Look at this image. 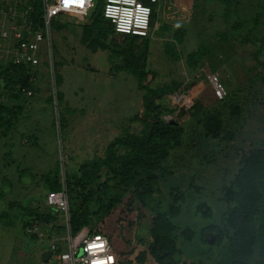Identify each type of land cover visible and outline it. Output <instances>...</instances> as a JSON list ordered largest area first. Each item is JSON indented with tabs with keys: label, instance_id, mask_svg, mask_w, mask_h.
<instances>
[{
	"label": "rangeland",
	"instance_id": "1",
	"mask_svg": "<svg viewBox=\"0 0 264 264\" xmlns=\"http://www.w3.org/2000/svg\"><path fill=\"white\" fill-rule=\"evenodd\" d=\"M33 1L35 7L39 0ZM102 2L93 0L90 10ZM149 5L148 31L131 47L128 33L112 26L88 36L91 11L53 18L48 52L29 67L26 86L0 84V106L8 109H0V264H41L38 249L49 240L38 242L29 233L35 211L49 212L46 221L38 220L42 228L66 234L44 204L55 186L67 189L70 202L76 194L99 202L101 212L84 224L108 237L116 264H158L149 236L156 212L173 226L169 253L155 252L161 264H264V171L256 178V211L248 216L255 232L249 254L230 250L237 223L226 219L240 205L234 177L241 160L264 146V0ZM9 59L0 56V69ZM201 71L222 82V101L195 76ZM163 85L172 92L153 103L173 111L156 107L157 116L179 131L166 157L156 161L155 185L141 203L138 178L122 179L116 162L106 164L107 150L121 157L128 149L111 145L115 139L150 131L145 88ZM207 114L219 117L220 135L204 132Z\"/></svg>",
	"mask_w": 264,
	"mask_h": 264
},
{
	"label": "built area",
	"instance_id": "2",
	"mask_svg": "<svg viewBox=\"0 0 264 264\" xmlns=\"http://www.w3.org/2000/svg\"><path fill=\"white\" fill-rule=\"evenodd\" d=\"M93 0H39V12L34 1L19 3L17 0H0V56H9L10 64L34 67L40 56L48 52L49 26L53 18L62 14L83 17L88 14ZM153 0H103L101 14L118 31L145 35L152 13L149 3ZM155 1V0H154ZM158 1V0H157ZM195 76L209 85L212 96L222 100L225 89L219 78L206 71ZM0 76V84L2 83ZM47 209L60 217L66 234L51 232V226L42 228L37 219H32L29 233L36 241L44 237L48 246L38 249L41 264H116L117 254L108 237L100 232H90L81 226L71 232L68 223V198L64 188L47 192L44 197ZM48 251L43 260L40 253Z\"/></svg>",
	"mask_w": 264,
	"mask_h": 264
},
{
	"label": "trees",
	"instance_id": "3",
	"mask_svg": "<svg viewBox=\"0 0 264 264\" xmlns=\"http://www.w3.org/2000/svg\"><path fill=\"white\" fill-rule=\"evenodd\" d=\"M38 6L39 4L36 2L34 7L36 12H39ZM90 16V25L88 29L85 30L88 36L90 34H93V36L102 35L105 33L107 34L111 31V24L109 21L103 18L101 9H99V3L97 4V8L91 11ZM151 18L152 17L150 16L149 24ZM87 34H82V37L85 40H87ZM138 36L139 35L128 34L127 45L129 47L133 46L134 40H136ZM145 40L146 39H144V43ZM28 71L29 67L27 66L8 63L2 69H0V76L2 77V81H4V84H18L19 86L24 87L26 86V81L28 79ZM133 71V74H137L136 77L138 80H140V78L142 79V74L140 73L141 71ZM145 89L146 92L143 98V106L146 110L152 111L154 113L151 115L153 116V121L151 129H149L150 131L148 130L149 132L145 135H127L124 138L115 139L111 145L118 144L125 146L127 147L128 151L121 157H115L111 149L108 148V160L106 162L107 165L109 164L108 161L116 162L118 164L117 173L122 177V179H132L135 177L138 178L135 179V184L136 186L142 188V191L138 193L137 197L141 203H143L145 196L149 195L148 191H152L155 185L156 175L153 173V168L156 165V161L161 159V157H163L162 159L166 157L167 148L174 144L173 140H175L174 138L177 136L179 131L177 124L165 122L157 116L158 111L156 107L161 109V111L166 112L173 111V109L166 107L163 103H159L158 105L153 103L155 98L162 99L164 96L172 92L169 86L163 85L159 89L155 90H152L148 87ZM0 109L5 111L8 110L7 107L2 106H0ZM8 114L10 115V113ZM4 119L5 116L0 110V122L3 123ZM202 128L206 134L210 136H218L220 135L221 121L215 114H207L203 118ZM229 138L230 136L227 137V139ZM91 170L93 172L94 169ZM261 171H264V146L251 150L241 160L240 166L234 177L235 183L239 188L238 194L240 205L238 207H233L226 215V219L230 226L233 227V223L235 221L237 223L235 226L237 232L236 236L229 243L230 250L237 251L242 255L249 254L255 241V232L252 226L248 223V216L252 215L256 211L254 202L259 197L256 178ZM93 176H95V173L92 175V177ZM52 190L56 191L59 190V188L55 186L52 187ZM67 198L69 215L68 223L71 232H75L81 226H84L86 218H88L90 214L96 215L97 213L101 212V208H98L96 212H88L87 205L90 202H94L95 204H98V206H100V204L97 201H87L85 195H81L79 197L76 194L74 197H71L74 199H71L70 202L67 193ZM77 198H79L78 201ZM48 213H44L43 211H35L33 219L46 221L45 219H47L49 216ZM172 230V224L161 213L156 212V216L153 219L152 225L149 229V236L152 241L150 251L151 253L153 252L158 264H161L162 258L157 257L155 252L162 251L163 256L169 253L170 236L172 235Z\"/></svg>",
	"mask_w": 264,
	"mask_h": 264
},
{
	"label": "water",
	"instance_id": "4",
	"mask_svg": "<svg viewBox=\"0 0 264 264\" xmlns=\"http://www.w3.org/2000/svg\"><path fill=\"white\" fill-rule=\"evenodd\" d=\"M98 208V204H95L93 202H90L87 205V210L88 212L92 213V212H96ZM48 257V251H43L42 253H40V258H42L43 260H45Z\"/></svg>",
	"mask_w": 264,
	"mask_h": 264
},
{
	"label": "crops",
	"instance_id": "5",
	"mask_svg": "<svg viewBox=\"0 0 264 264\" xmlns=\"http://www.w3.org/2000/svg\"><path fill=\"white\" fill-rule=\"evenodd\" d=\"M42 259V258H41Z\"/></svg>",
	"mask_w": 264,
	"mask_h": 264
}]
</instances>
